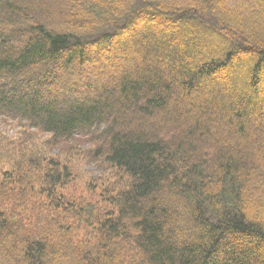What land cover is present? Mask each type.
Masks as SVG:
<instances>
[{"label":"trees","instance_id":"1","mask_svg":"<svg viewBox=\"0 0 264 264\" xmlns=\"http://www.w3.org/2000/svg\"><path fill=\"white\" fill-rule=\"evenodd\" d=\"M261 133L264 0H0V264H264Z\"/></svg>","mask_w":264,"mask_h":264},{"label":"rangeland","instance_id":"2","mask_svg":"<svg viewBox=\"0 0 264 264\" xmlns=\"http://www.w3.org/2000/svg\"><path fill=\"white\" fill-rule=\"evenodd\" d=\"M148 17H149V15H148ZM145 18H147V16H145ZM193 28H196V26H193ZM213 38L212 37L210 38L211 42L213 41ZM130 56L131 55H129L128 58H130ZM73 85H74V88H76V91H78V90L81 92L87 91L86 86L81 81L76 83V84H73ZM74 94H75V92H72V93L66 92V94L63 93L62 96L67 100H71L74 98L73 97ZM65 104L67 107H69L68 102H66ZM59 107L61 109L60 105H59ZM262 113H260L259 118L261 117ZM14 130H17V128H14L13 126H10V125H8L6 127V132L8 135H12ZM90 138L92 139L91 136L90 137L84 136V137L78 138L79 139L78 140V142H79L78 147L80 150L83 151V156L86 154V151L88 149L95 148V146H96L95 143L89 141ZM259 139H260V141L262 140V143H263V144H261V150L258 149L257 144L254 145L253 149H251V150L254 153V155L257 157V159H255V161L258 164H264V141H263L264 140V133H261ZM53 151H56V149H54ZM258 157L260 159H258ZM97 162H99V161H96V163L89 161L88 155L83 157V160L79 163V169H78V173H80V175L82 177L81 179H79L80 183L87 182L88 179H93L95 176H97L99 178L103 177V173L100 170V168L98 167ZM106 173H107V178L113 177L111 170H106ZM254 185H255V189H258L257 190V196H255L256 204L258 203V204L264 206V181L262 180V178H257L254 181ZM250 203L254 204L253 201H251ZM258 210H259V213H261V215H263V217H264V213H263L262 209L261 210L260 209L253 210L252 214H258Z\"/></svg>","mask_w":264,"mask_h":264}]
</instances>
